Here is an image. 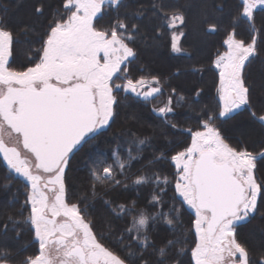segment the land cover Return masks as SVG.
<instances>
[{"label": "snow or ice", "instance_id": "1", "mask_svg": "<svg viewBox=\"0 0 264 264\" xmlns=\"http://www.w3.org/2000/svg\"><path fill=\"white\" fill-rule=\"evenodd\" d=\"M106 6L116 9L117 16L107 26L98 27L95 21L106 14ZM125 6L124 0H62V8L45 17L40 47L31 50L28 59L31 66L21 70L11 66L14 32L0 17V156L12 172L27 182L25 205H30V212L24 222L38 243L37 253L23 259L7 248L0 249V264H129L135 252L126 240L134 241L140 249V264H149L143 255L148 248L156 252V264H165L170 251L180 243L178 239L168 240L157 248L150 238L152 225L158 219L172 226L179 218H169L171 213H178L174 206L165 214L138 209L135 201L131 205L116 204L110 207L115 218L131 216L119 236V242L129 249L127 256L122 257L105 243L103 234L94 230L87 209L71 202L69 196L66 170L70 159L113 120L119 93H131L146 102L163 95L160 77L141 75L137 79L129 72L128 65L138 58L133 45L140 28L131 22L128 13L121 18L119 9ZM50 8L47 0H34L33 14L44 17ZM257 8L264 9V0H242V13L233 21L242 15L257 31ZM149 10L157 36L167 32L171 50L182 52L181 40L188 24L184 8L170 0H151L149 8L141 6L132 15L140 16ZM203 22L207 31L218 29L207 15ZM29 29L26 25L25 31ZM223 45L226 51L214 61L219 69L220 104L216 110L200 109L198 129H188L190 144L170 157L177 170L174 189L182 202L195 211V240L190 249L193 264H254L237 229L258 211V199L264 197V180H258L256 175L264 152L249 151L241 139L231 142L217 122L245 110L253 123L264 128V107L259 109V115L254 110L246 76L248 64L259 58L262 49L257 47L256 35L246 42L237 38L235 29L226 32ZM152 111L168 123L167 117L174 111L172 97ZM170 126L175 128L176 124ZM245 134L240 132L241 137ZM132 143L138 146L137 154L127 149L122 157L118 146L110 156L100 153L90 159L93 195L97 185L120 186L122 181L117 177L127 179L126 170L142 159L139 152L148 141L138 139ZM162 159L163 153L149 163ZM132 183L153 185L159 191L153 192L149 204L163 205L167 177L142 172ZM7 221L19 236L16 227L21 221L12 216ZM2 228L7 234L9 224ZM183 252L180 248L176 255ZM176 264L180 262L176 260ZM255 264H264V253Z\"/></svg>", "mask_w": 264, "mask_h": 264}, {"label": "trees", "instance_id": "2", "mask_svg": "<svg viewBox=\"0 0 264 264\" xmlns=\"http://www.w3.org/2000/svg\"><path fill=\"white\" fill-rule=\"evenodd\" d=\"M47 2L51 8L46 9L44 17L38 18L33 14L34 0H0V17L5 19L15 37V55L10 61L13 68L21 70L31 66L28 59L31 50L40 47L45 30V17L49 16L50 11L62 8V0ZM150 3L151 0H124L126 6L120 8L119 12L121 18L128 13L131 22L138 24L140 28L133 45L138 58L128 65L131 76L137 79L141 75L160 77L163 95L146 102L142 97L121 91L113 120L108 126L98 130L94 138L89 139L72 155L66 170V182L71 202L79 203L81 208L87 209V216L93 222L94 230L98 235L103 234L106 237L105 243L122 257L127 256L129 249L119 242V236L131 216L117 219L111 213L110 207H115L116 204L131 205L135 201L138 209L167 214L174 206L178 213H171L169 218L176 215L179 218L174 220L172 226L165 223L164 219H158L152 225L150 238L157 248L163 246L165 241L180 240L170 251L165 264H176V260L180 264H193L190 249L194 247L192 222L195 214L175 193L177 170L170 157L190 144L188 129H198L200 109L208 107L216 110L220 104L219 71L214 61L218 54L226 51L223 39L226 32L233 29L237 38L245 39L246 42H250L252 36L256 35L257 47L262 49L259 58L252 60L246 68L247 82L251 85L252 104L257 114H261L259 109L264 107V9L257 8L254 11V25L257 30L254 31L252 23L242 15L233 21V17L242 13V0H170V3L184 8L188 21L184 29L186 35L181 40L183 51L176 53L171 50L167 32L163 36H157L151 10L142 12L140 16L132 15L139 12L141 6L149 8ZM105 12L102 18L97 17L95 21L98 27L107 26L109 20L117 16L116 9L106 6ZM205 15L209 22L218 24L216 31L206 30L207 24L203 22ZM26 25L30 26L28 31H25ZM172 89H175V93ZM169 96L172 97L174 111L168 115V123H165L152 109L163 107ZM171 123L176 124V127L172 128ZM217 123L231 142L241 139L244 142L242 146L249 151L257 154L264 152V128L250 120L248 111L238 110L231 114V118H221ZM241 131L246 133L243 137L240 136ZM138 139H146L148 143L139 152L142 159L133 162L131 169L126 170L127 179L118 176L117 179L122 181L120 186L111 183L106 186L97 185L93 195L88 170L90 159L100 153L110 156L118 146L122 157L126 156L127 149L137 154L138 146L132 141ZM161 153L164 154V159L149 163ZM142 172H157L161 177H167L169 184L166 186L167 194L162 197V206L149 204L153 192L159 191L153 185L137 186L132 183L136 175ZM256 175L258 180H264V161H258ZM27 191V182L12 172L0 156V249H9L18 259L34 255L38 251L33 230L24 222L30 212V205H25ZM106 201H111L112 204L108 205ZM8 216L21 221L16 227L19 236L15 235L11 222L7 221ZM5 223L9 224L7 234L2 228ZM237 232L240 241L249 248L255 264L264 253V197L258 199V211L246 222H242ZM125 243H131V250L135 252L129 264H140V249L135 242L126 240ZM180 248L184 252L177 256L176 251ZM143 255L149 260V264H156L158 257L154 249L148 248Z\"/></svg>", "mask_w": 264, "mask_h": 264}, {"label": "rangeland", "instance_id": "3", "mask_svg": "<svg viewBox=\"0 0 264 264\" xmlns=\"http://www.w3.org/2000/svg\"><path fill=\"white\" fill-rule=\"evenodd\" d=\"M218 71H219V69H218ZM2 157V156H1ZM5 164H6V162H5ZM182 199V198H181ZM186 205V204H185ZM194 214H195V211H194V209H191L188 205H186Z\"/></svg>", "mask_w": 264, "mask_h": 264}]
</instances>
